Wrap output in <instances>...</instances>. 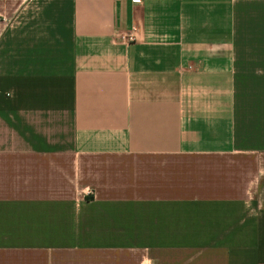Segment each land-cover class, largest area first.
Here are the masks:
<instances>
[{"label":"crops","instance_id":"obj_1","mask_svg":"<svg viewBox=\"0 0 264 264\" xmlns=\"http://www.w3.org/2000/svg\"><path fill=\"white\" fill-rule=\"evenodd\" d=\"M0 264H264V0H0Z\"/></svg>","mask_w":264,"mask_h":264},{"label":"built area","instance_id":"obj_2","mask_svg":"<svg viewBox=\"0 0 264 264\" xmlns=\"http://www.w3.org/2000/svg\"><path fill=\"white\" fill-rule=\"evenodd\" d=\"M137 31V27H133L131 29V32L128 35H124L122 36L123 38H125L127 41H135L136 37H135V33ZM88 193H91V191H88Z\"/></svg>","mask_w":264,"mask_h":264}]
</instances>
